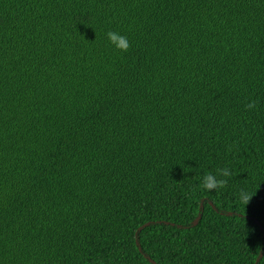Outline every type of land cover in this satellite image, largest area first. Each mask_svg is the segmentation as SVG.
<instances>
[{
  "label": "trees",
  "instance_id": "16d2710c",
  "mask_svg": "<svg viewBox=\"0 0 264 264\" xmlns=\"http://www.w3.org/2000/svg\"><path fill=\"white\" fill-rule=\"evenodd\" d=\"M263 233L264 0H0V264H264Z\"/></svg>",
  "mask_w": 264,
  "mask_h": 264
},
{
  "label": "clouds",
  "instance_id": "9594fccd",
  "mask_svg": "<svg viewBox=\"0 0 264 264\" xmlns=\"http://www.w3.org/2000/svg\"><path fill=\"white\" fill-rule=\"evenodd\" d=\"M106 39L108 42L121 52H127L130 43L126 35L121 34L119 31L109 30L106 32ZM257 107V102L255 100H250L245 108L247 110H253ZM232 149L229 148L230 152ZM233 177V172L229 167L217 168L215 171L206 172L201 177L200 187L206 191H216L227 187L229 180ZM240 201L247 204L252 198L251 194L247 191L241 189L238 193Z\"/></svg>",
  "mask_w": 264,
  "mask_h": 264
},
{
  "label": "water",
  "instance_id": "95a60500",
  "mask_svg": "<svg viewBox=\"0 0 264 264\" xmlns=\"http://www.w3.org/2000/svg\"><path fill=\"white\" fill-rule=\"evenodd\" d=\"M263 235H264V233H263Z\"/></svg>",
  "mask_w": 264,
  "mask_h": 264
}]
</instances>
